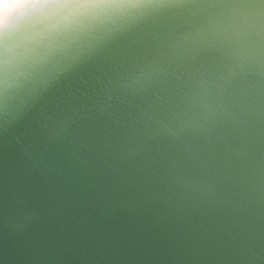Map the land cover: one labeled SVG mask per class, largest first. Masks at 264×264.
<instances>
[{"label": "water", "instance_id": "water-1", "mask_svg": "<svg viewBox=\"0 0 264 264\" xmlns=\"http://www.w3.org/2000/svg\"><path fill=\"white\" fill-rule=\"evenodd\" d=\"M232 2L259 32L264 0ZM163 40L113 38L0 124V264H264V42L199 50L246 104L254 162L194 182L167 170V93L137 83Z\"/></svg>", "mask_w": 264, "mask_h": 264}, {"label": "clouds", "instance_id": "clouds-1", "mask_svg": "<svg viewBox=\"0 0 264 264\" xmlns=\"http://www.w3.org/2000/svg\"><path fill=\"white\" fill-rule=\"evenodd\" d=\"M253 14L232 0H0V124L12 123L20 103L58 83L113 38H143L160 29L158 63L137 83L148 94L165 91L166 109L182 123L172 133L175 155L167 170L194 182L227 179L254 162L247 108L199 50L264 42V26L249 30ZM145 63H152L151 53Z\"/></svg>", "mask_w": 264, "mask_h": 264}]
</instances>
